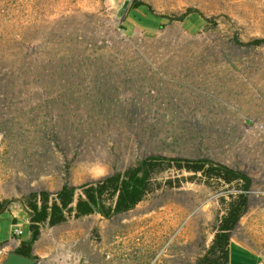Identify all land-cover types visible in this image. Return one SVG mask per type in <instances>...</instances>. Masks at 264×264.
Instances as JSON below:
<instances>
[{
	"label": "rangeland",
	"instance_id": "obj_1",
	"mask_svg": "<svg viewBox=\"0 0 264 264\" xmlns=\"http://www.w3.org/2000/svg\"><path fill=\"white\" fill-rule=\"evenodd\" d=\"M123 1L0 0V264L28 238L24 197L150 154L245 172L250 203L233 240L262 257L233 243L229 264H264V45H244L264 40V0H130L127 12L138 1L169 17L154 35L129 23L125 35ZM188 13L198 18L182 22ZM174 174L128 212L40 227L31 255L37 264H195L224 192Z\"/></svg>",
	"mask_w": 264,
	"mask_h": 264
},
{
	"label": "trees",
	"instance_id": "obj_2",
	"mask_svg": "<svg viewBox=\"0 0 264 264\" xmlns=\"http://www.w3.org/2000/svg\"><path fill=\"white\" fill-rule=\"evenodd\" d=\"M192 18L198 16L188 13L181 20L183 22ZM169 20L167 16L153 14L144 3L135 1L131 4L120 28L127 35L126 23H129L147 35H154ZM233 42L243 46L237 39ZM244 45L260 46L264 45V40L256 39ZM165 172L175 173L174 175L189 173L190 180L198 178L208 186L216 184V188L224 192L223 213L216 225L213 240L195 264H229V238L249 206V191L252 186L250 177L239 169H233L207 158L166 157L159 154L143 156L133 165L115 170L78 187L63 184L54 193L40 191L24 197L23 204L29 213L26 229L28 238L21 241L14 252L31 257V245L37 240L40 227L60 226L69 217L79 219L99 214L104 218H110L132 210L147 196L161 188L162 184L159 183L158 177ZM169 184L171 186L167 179L168 188Z\"/></svg>",
	"mask_w": 264,
	"mask_h": 264
},
{
	"label": "water",
	"instance_id": "obj_3",
	"mask_svg": "<svg viewBox=\"0 0 264 264\" xmlns=\"http://www.w3.org/2000/svg\"><path fill=\"white\" fill-rule=\"evenodd\" d=\"M130 0H124L122 5L116 10V18L122 22L127 12V7ZM2 264H37L36 260L32 257H26L15 252L7 254L6 259Z\"/></svg>",
	"mask_w": 264,
	"mask_h": 264
},
{
	"label": "built area",
	"instance_id": "obj_4",
	"mask_svg": "<svg viewBox=\"0 0 264 264\" xmlns=\"http://www.w3.org/2000/svg\"><path fill=\"white\" fill-rule=\"evenodd\" d=\"M23 232H24L23 226L19 224L14 225L10 233V240H11L10 243L17 246L19 244L17 242V239L23 235Z\"/></svg>",
	"mask_w": 264,
	"mask_h": 264
},
{
	"label": "crops",
	"instance_id": "obj_5",
	"mask_svg": "<svg viewBox=\"0 0 264 264\" xmlns=\"http://www.w3.org/2000/svg\"><path fill=\"white\" fill-rule=\"evenodd\" d=\"M22 226V225H21ZM230 247L233 245V243H235V244H237V245H241V246H243V247H246L247 249H248V251L249 252H252L253 254V256H256V257H262V256H260L259 254H258V252H256V250H254V249H251L247 244H245V243H243V242H241L240 240H237V242H235L234 240H233V232L231 233V235H230ZM10 241V240H9Z\"/></svg>",
	"mask_w": 264,
	"mask_h": 264
},
{
	"label": "flooded vegetation",
	"instance_id": "obj_6",
	"mask_svg": "<svg viewBox=\"0 0 264 264\" xmlns=\"http://www.w3.org/2000/svg\"><path fill=\"white\" fill-rule=\"evenodd\" d=\"M31 257H32V255H31ZM36 260V259H35Z\"/></svg>",
	"mask_w": 264,
	"mask_h": 264
}]
</instances>
